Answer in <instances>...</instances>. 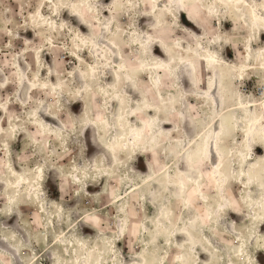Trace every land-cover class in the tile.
<instances>
[{
    "label": "clouds",
    "instance_id": "1",
    "mask_svg": "<svg viewBox=\"0 0 264 264\" xmlns=\"http://www.w3.org/2000/svg\"><path fill=\"white\" fill-rule=\"evenodd\" d=\"M257 149L264 0H0V264H264Z\"/></svg>",
    "mask_w": 264,
    "mask_h": 264
},
{
    "label": "rangeland",
    "instance_id": "2",
    "mask_svg": "<svg viewBox=\"0 0 264 264\" xmlns=\"http://www.w3.org/2000/svg\"><path fill=\"white\" fill-rule=\"evenodd\" d=\"M105 2H107V0H105ZM184 20L186 22V17L184 18ZM142 23H143V21H142ZM226 27H230V25H226ZM82 31H84L83 28H82ZM26 35L29 38H31L32 33L31 32H28ZM157 51H158V49H157ZM229 55H230V52H229ZM46 59H48L50 61V57H46ZM80 108H81V105L79 103H77V104H75V105L72 106V110L75 113H78L79 110H80ZM14 147L18 150L19 147H20L19 143L17 145H15ZM257 152H258V154H264V150L257 149ZM89 155H90V153H89ZM139 159H140V163L138 164V168L141 171H146V166L143 163V158H139ZM49 188H50V195L53 198H58V191H57L56 187L54 185L49 184ZM94 190H97V189H91L90 188V191H94ZM14 220H15V217H13L12 220L8 221V223L11 224V223L14 222ZM86 231H89V230H86ZM259 258L261 259L262 262H264V254H260Z\"/></svg>",
    "mask_w": 264,
    "mask_h": 264
},
{
    "label": "bare ground",
    "instance_id": "3",
    "mask_svg": "<svg viewBox=\"0 0 264 264\" xmlns=\"http://www.w3.org/2000/svg\"><path fill=\"white\" fill-rule=\"evenodd\" d=\"M93 151H94V149H92L91 147H89V153H90V155L92 154Z\"/></svg>",
    "mask_w": 264,
    "mask_h": 264
}]
</instances>
